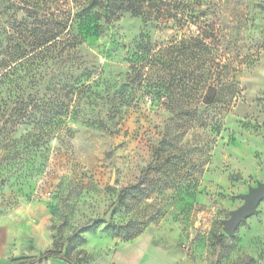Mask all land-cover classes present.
<instances>
[{"label": "rangeland", "instance_id": "1", "mask_svg": "<svg viewBox=\"0 0 264 264\" xmlns=\"http://www.w3.org/2000/svg\"><path fill=\"white\" fill-rule=\"evenodd\" d=\"M36 2L0 0V75L30 55L34 28L54 26L60 10H77L73 0ZM187 2V9L212 10L213 21L222 18L229 28L236 10H254L246 35L260 36L259 0ZM165 24L127 13L105 24L102 36L66 50L56 46L48 59L39 55L38 67L17 68L0 87V93L38 92L70 107L63 132L57 119L42 123L51 106L31 111L16 127L9 113L0 114V129L6 127L0 138L10 143L0 170L6 179L0 227H12L15 248H63L77 264H157L162 253L179 264H264V200L234 236L223 223L243 204L239 194L264 181V50L242 40L223 60L227 70L219 60L210 64V80L227 84L220 101H204L207 65L195 64L192 84L189 73L182 77L186 62L173 52L155 64V96L124 103L113 86L126 81L128 53L141 36L165 48L199 32L195 24ZM27 71L34 85L28 86ZM181 109L193 110L194 120L183 122ZM96 116L114 118L101 128L92 124ZM95 219L104 221L81 230Z\"/></svg>", "mask_w": 264, "mask_h": 264}, {"label": "trees", "instance_id": "2", "mask_svg": "<svg viewBox=\"0 0 264 264\" xmlns=\"http://www.w3.org/2000/svg\"><path fill=\"white\" fill-rule=\"evenodd\" d=\"M62 1L67 3L70 0H37L36 5L43 6L44 4L42 3L45 2V5L60 6ZM73 1L77 5V10H60L54 26H51L48 21L44 28H34L30 32L32 36L30 55L16 65L10 66L0 75V87L10 84L12 76L17 72V68L19 70L23 66H28L31 69L38 67L39 64L35 62V59L39 55H42L44 59H48L51 50L56 46H61L62 50H66L67 48L83 44L90 37L102 36L106 32L105 24H112L127 13L132 16L142 17L146 23L158 21V23H166L165 25L173 22L179 25L195 24L199 32L197 34L183 35L181 38L171 42L169 46H164L165 48L162 46L158 47L147 36H141L140 40L129 50L127 61L130 65L126 81L113 86V89H115L113 95L119 96L124 103L137 104L143 96H155L156 88L158 87L153 80L155 64L160 56L163 54L167 56L173 52L177 54L176 59L180 58L183 62H186L187 69L182 73V77L184 75V77H187L189 73L191 76L188 79L192 84L195 83L196 78L195 64L201 61L207 65L204 101L207 103L211 99L220 101L219 90L227 84L221 77H219L218 84H214L210 80V64L219 60L220 63L218 65L220 64L222 71L227 70L228 67L222 64L223 60L227 59L229 49L233 46L237 47L238 44L240 45L242 40L246 44L248 42L252 44L257 51L264 50V24L260 26V36L249 37V35H246L249 26L256 21L254 10H247V8L235 11L233 17L235 28H229L223 24L224 20L222 18L213 21L210 17L212 10H195L192 5L191 8L187 9L189 6L187 0ZM258 5L263 7V10H259V12L264 14V0H259ZM255 28H258V26ZM31 75L30 71H27L24 75V77L29 78V81H27L28 86L35 84L34 80L31 79L33 78ZM79 83L80 79L77 78L74 85ZM74 85H71L69 91H74ZM229 91L230 98H233L235 90ZM0 94L6 95V98L0 99V114L9 113L8 120H11L10 123L13 127L20 125V121L31 111H40L41 108L51 106V109H46L42 123L49 126L50 122H56L57 119L58 123H60V131H65L64 118L69 115L70 107L68 104L60 102L59 98L56 100L54 98L47 99L45 96L41 97L38 92L33 93L24 90L14 92L7 90ZM119 111L120 109H116L112 114L115 116ZM176 113L179 117H186L183 120L186 123L192 122L196 117L194 111L189 109H181ZM97 118L96 116L92 120V124L96 123L97 127L106 128L107 123L113 120L114 117L110 116L108 120L105 118L97 120ZM5 128L3 126L0 129V134L5 133ZM46 134L47 136L50 135L49 130L46 131ZM4 137L0 138V170L3 169V162L6 160L4 154L10 147V143ZM0 181L3 185L6 179L2 177ZM103 221V219L91 220L81 230L91 231ZM51 257L61 259L69 264H77L66 254L63 248H49L39 256L14 257L9 264H46Z\"/></svg>", "mask_w": 264, "mask_h": 264}, {"label": "water", "instance_id": "3", "mask_svg": "<svg viewBox=\"0 0 264 264\" xmlns=\"http://www.w3.org/2000/svg\"><path fill=\"white\" fill-rule=\"evenodd\" d=\"M31 8H27L30 12ZM244 200L238 208L230 211V217L223 220L224 231L229 236H234L240 224L257 214L258 206L264 200V181H258L256 186H250L247 193L239 194Z\"/></svg>", "mask_w": 264, "mask_h": 264}, {"label": "crops", "instance_id": "4", "mask_svg": "<svg viewBox=\"0 0 264 264\" xmlns=\"http://www.w3.org/2000/svg\"><path fill=\"white\" fill-rule=\"evenodd\" d=\"M14 237L12 235V227L11 226H3L0 227V264H9L10 260L14 257H22V256H39L41 255L45 250H36L35 252H23L22 249L19 247L18 249L15 248L13 244ZM164 258L157 257L156 261L157 264H167V261H171L167 257V254L162 253ZM180 262V260H179ZM184 264H194L190 261H184L180 262ZM46 264H69L61 259L51 257L48 259V262ZM171 264H179L175 262V260L171 261Z\"/></svg>", "mask_w": 264, "mask_h": 264}]
</instances>
